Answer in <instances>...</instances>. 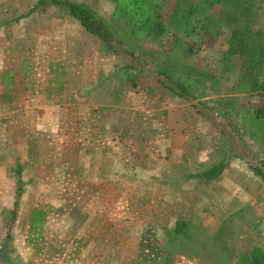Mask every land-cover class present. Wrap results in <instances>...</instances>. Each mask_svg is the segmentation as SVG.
Wrapping results in <instances>:
<instances>
[{
	"label": "rangeland",
	"instance_id": "374dc122",
	"mask_svg": "<svg viewBox=\"0 0 264 264\" xmlns=\"http://www.w3.org/2000/svg\"><path fill=\"white\" fill-rule=\"evenodd\" d=\"M80 1L113 22L111 1ZM36 2L0 0V264H167L182 255L198 264H234L253 247L264 248V181L249 168L264 159V145L238 117L233 125L217 111L203 117L185 101L172 115L160 106L165 88L154 62L169 49L173 30L144 43L150 56L136 54L144 71L125 103L113 98L122 90L116 77L122 60L102 54L99 40L72 18L50 9L27 16ZM176 2L158 0L165 23ZM260 16L264 27V7ZM180 35L194 46L197 67L222 76L208 100L232 97L237 71L221 74L229 29L215 41ZM18 65L26 75L4 89L2 70ZM236 97L238 110L263 102ZM4 98L13 109L2 107ZM150 121L152 135L145 132ZM160 131L168 137L162 142ZM223 155L231 164L220 181L187 179ZM18 166L24 195L9 228ZM37 205L50 210L40 238L29 226ZM178 220L190 222L191 234L173 240Z\"/></svg>",
	"mask_w": 264,
	"mask_h": 264
},
{
	"label": "trees",
	"instance_id": "16d2710c",
	"mask_svg": "<svg viewBox=\"0 0 264 264\" xmlns=\"http://www.w3.org/2000/svg\"><path fill=\"white\" fill-rule=\"evenodd\" d=\"M109 1L115 4L113 22L80 0H37L26 15L50 9L60 18H72L99 40V51L102 54L122 60L117 66L119 70L116 73L122 90L113 97L120 100L125 87L140 88L138 80L144 68L137 57L141 54L151 55V50L146 48L144 43L147 41L157 43L166 35L169 28L172 29L174 38L169 49L158 54L154 62L157 67L155 75L159 83L179 99L192 104L203 117H208L211 111H217L233 125L234 118L238 117L239 125L248 129L264 145V27L260 16L264 0H201L199 5L193 0H177L168 23L162 19V7L158 0ZM224 27L229 29V46L225 55L228 63L221 64V74H234L235 71L237 74L231 88L233 96L215 102L208 100L210 97L208 91L219 92L222 76L197 67L194 63V46L180 34L185 36L198 34L215 41ZM57 74L65 75L63 71ZM23 75H26L25 66ZM103 78L99 79L96 87ZM52 81L57 83L60 80ZM63 89L61 84L60 92ZM148 93L153 94L154 90L150 89ZM236 96H258L263 102L256 109L243 107L238 110ZM208 102L214 103L215 106L207 105ZM230 164L226 155L220 156L219 161L210 168L189 174L187 179H199L206 183L218 182L230 168ZM249 168L255 176L264 181V159L250 163ZM15 174L16 200L14 208L6 211L8 220L6 225L9 228L16 224L24 195L20 166L17 167ZM49 212L50 210L43 205L32 208L29 217L32 237L42 236ZM220 233L223 235L224 228ZM190 234V222L178 220L173 229V240L186 238ZM10 235L8 233V237ZM30 243L35 246L37 240L32 238ZM175 260L168 261L167 264ZM234 264H264V248L253 247L250 252L237 256Z\"/></svg>",
	"mask_w": 264,
	"mask_h": 264
},
{
	"label": "crops",
	"instance_id": "0c3cea01",
	"mask_svg": "<svg viewBox=\"0 0 264 264\" xmlns=\"http://www.w3.org/2000/svg\"><path fill=\"white\" fill-rule=\"evenodd\" d=\"M20 73H23V68L20 65L16 66V69L12 70L10 72H9V70L3 69L2 75H1V84L4 87V89H5V86H9V84L11 83L12 80H17L20 77ZM135 91H138V89H135ZM156 92H158V91H156ZM129 93H130V88L125 87L124 95L121 97L123 102L126 103V100H127ZM158 99H159L160 106L163 107L165 109V111L166 110L169 111L170 115H172V113L175 109V105L182 104V101H183V100L179 99L178 97H173L172 94H170V92L166 89H164L163 92H158ZM3 102L5 105H3L2 107H4L5 109L8 108L10 110L13 109L14 106L11 104V102H12L11 98H4ZM134 114H135V112H134ZM146 117L150 119L151 115L150 116L147 115ZM152 123H153V121L145 122V125H146L145 126L146 127L145 132H147L149 129H151V135L153 134ZM162 129H164V127H162ZM159 133H160V139L163 138L164 133H162V131H160ZM164 138H168V137L164 136ZM162 140L163 139H161V142H162ZM199 165H201V163ZM149 173H151V171H149Z\"/></svg>",
	"mask_w": 264,
	"mask_h": 264
},
{
	"label": "built area",
	"instance_id": "2783aa9c",
	"mask_svg": "<svg viewBox=\"0 0 264 264\" xmlns=\"http://www.w3.org/2000/svg\"><path fill=\"white\" fill-rule=\"evenodd\" d=\"M171 264H198L196 260L189 258L187 256H179L173 263Z\"/></svg>",
	"mask_w": 264,
	"mask_h": 264
}]
</instances>
